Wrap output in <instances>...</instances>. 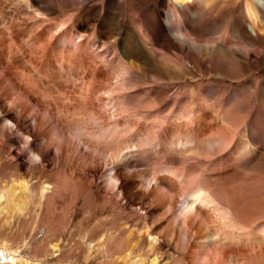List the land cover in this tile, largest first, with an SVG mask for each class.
Masks as SVG:
<instances>
[{
  "label": "rangeland",
  "instance_id": "obj_1",
  "mask_svg": "<svg viewBox=\"0 0 264 264\" xmlns=\"http://www.w3.org/2000/svg\"><path fill=\"white\" fill-rule=\"evenodd\" d=\"M162 2L0 0V187L14 179L29 182L37 194L31 201L34 212L40 188L52 184L39 218L26 214L17 228L0 230V239L7 235L9 240L0 250L17 259L6 264L22 259L29 264H150L156 253L161 264H186L181 244L163 243L151 251L144 233L145 222L164 238L176 232L160 208L164 199L140 185L155 172L171 180L172 174L161 172L167 167L193 173L196 182L211 188L219 182L240 192L250 209L264 210V53L248 51L245 66L223 70L217 57L183 45L166 26L167 36L156 46L159 54L167 52L164 60L174 64L171 72L178 77L165 74L154 81L132 74L129 88L115 79L124 66L123 53L134 61L139 49H150L146 41L153 38L154 20L147 13L162 11ZM225 20L215 19L217 27L207 37L225 35ZM65 34L74 41L68 49L58 45ZM6 114L15 116L27 134ZM56 129L66 138H53ZM181 141L195 149L186 151ZM118 144L131 146L115 166L121 193L108 182L116 164L105 155L107 147ZM254 217L248 227L257 229L264 213ZM104 233L111 251L130 236L137 242L133 253L110 262L108 248L88 251V243ZM57 241L60 252L50 248ZM256 246L243 245L229 255V263L264 260Z\"/></svg>",
  "mask_w": 264,
  "mask_h": 264
},
{
  "label": "bare ground",
  "instance_id": "obj_2",
  "mask_svg": "<svg viewBox=\"0 0 264 264\" xmlns=\"http://www.w3.org/2000/svg\"><path fill=\"white\" fill-rule=\"evenodd\" d=\"M162 6L164 8L162 11L150 8L147 13V19L154 20L153 27L150 29L153 38H149L146 41L150 49L143 50L142 52L139 49L140 53L133 56L134 61H127L128 56L125 53H123L122 57L120 56L119 61L121 66H124L121 71H118L121 66L118 70L116 69L118 72L115 75L119 86L129 88L131 79L127 76L132 74L154 81L164 80L165 74H172L171 79L178 77L174 72H171V67L174 68V64L164 60L166 59L165 55L167 52L159 54L156 46L167 36L166 26L170 35L178 39L183 45L194 49L193 51L195 52L202 53L203 56L209 58L210 56L207 55L217 57L220 62L218 65L223 70L227 65L231 68H242L245 66V63L248 61L244 53L248 51L259 50L261 53H264V0H163ZM159 19H164L165 24ZM215 19H226L224 22L226 34L220 35L218 33L220 35L218 37H207V34L217 27L218 21H215ZM222 22L223 20L221 24ZM145 35H142L144 39L146 38ZM174 43L177 44V42ZM71 44H74V41L70 34H65L58 42L59 46L66 49ZM186 55L189 58L191 56L190 52H187ZM159 56H161V59L157 61ZM138 60L140 64H138ZM104 61H106L105 57ZM1 70L3 69H0V72ZM224 76L236 78L230 75ZM110 104L115 107L112 101H110ZM3 108L0 105L2 112ZM43 115L45 117L48 114L43 113ZM5 118L15 123L19 132L26 133L15 116L6 114ZM114 124L116 126L119 125L117 122ZM109 130L111 132L117 131L116 128H110V126ZM69 136L73 141V133L69 132ZM52 137L60 140L65 139L66 135L56 129ZM181 142L186 147V151L195 149L194 146L190 145V141ZM129 147L131 148L127 144L123 146L118 144L117 146L113 145V147L109 146L106 148V161L116 164L113 167L114 173L108 175V182L114 188H117L120 191L119 193L123 192V189L119 184L120 178L115 166L117 168L118 163L123 160L122 157ZM34 152L42 157L40 153ZM123 165L128 166L126 162H123ZM161 172H168L174 178L170 180L168 177L155 172L147 182L142 180L140 185L152 195H156L155 197L164 199L163 203L160 204V208L164 210L166 219L172 222V227L176 228V232L175 234L168 233L164 238L156 231L155 227L145 222L144 233L149 237L151 251L156 249L157 246L161 248L163 243L167 245H171L172 243L181 244L183 249H187V259L189 261L186 264H230L228 261L229 255L238 252L240 247L248 244L257 245L259 250L264 252V222L257 229L248 227L249 223L256 220L254 217L256 213H264L263 209L260 212V208L256 211L250 209L251 205L250 207L248 206L245 197L240 192L229 191L226 189L227 186L223 188L224 185L221 187L219 182L216 189L214 187L211 188L203 180L196 182L195 175L193 173L188 174L185 170L177 171L172 170L171 167H167L164 170L162 169ZM51 185L47 181L40 188V195L38 194L39 201L35 206L37 211L32 212L34 203L31 201L37 197V194L34 193L29 182L23 179L22 181L14 179L11 184H3L0 187V230L3 227L6 229L8 226H15L17 228L22 218L26 219V214L31 216L32 220L34 216H36L34 217L36 219L39 218L41 207L45 204L48 197L47 193L52 188ZM174 186L178 187L180 191L175 192L173 190ZM247 195L246 198L250 197ZM0 235H4V233L0 231ZM160 238H163L162 243L159 241ZM81 239L85 244L90 241L87 234ZM0 241L2 242L0 243L1 247L7 245V242H9L7 235L6 237L2 236ZM136 244L137 242H133L130 236H126L116 242L117 251H111L108 247V233H104L94 240L93 244L88 243V251L97 250L102 252L103 250L107 251L108 248V259H113L110 262L121 258L126 260L133 253ZM50 248L60 252L62 245L57 241L51 243ZM157 254L151 259L150 264H161L160 257ZM16 260V257L10 255L7 250H0V263H16ZM29 262L30 260L28 259L20 260V264H29ZM262 263L264 264V260L259 258V261H256L254 264Z\"/></svg>",
  "mask_w": 264,
  "mask_h": 264
},
{
  "label": "snow or ice",
  "instance_id": "obj_3",
  "mask_svg": "<svg viewBox=\"0 0 264 264\" xmlns=\"http://www.w3.org/2000/svg\"><path fill=\"white\" fill-rule=\"evenodd\" d=\"M9 123H12L11 121H9Z\"/></svg>",
  "mask_w": 264,
  "mask_h": 264
}]
</instances>
